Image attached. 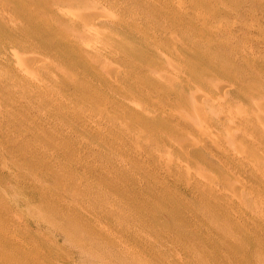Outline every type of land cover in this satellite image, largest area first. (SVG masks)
<instances>
[{
    "label": "rangeland",
    "instance_id": "obj_1",
    "mask_svg": "<svg viewBox=\"0 0 264 264\" xmlns=\"http://www.w3.org/2000/svg\"><path fill=\"white\" fill-rule=\"evenodd\" d=\"M12 35L0 264H264V0H0Z\"/></svg>",
    "mask_w": 264,
    "mask_h": 264
},
{
    "label": "bare ground",
    "instance_id": "obj_2",
    "mask_svg": "<svg viewBox=\"0 0 264 264\" xmlns=\"http://www.w3.org/2000/svg\"><path fill=\"white\" fill-rule=\"evenodd\" d=\"M101 18H103V17L99 16V17H97V18L94 17L93 19H89V18H88V19H82V20L79 21V29L81 30L82 34L84 33V35H85V36H83V37H85V38H87L88 36H89V38H90L91 36H92V37H97V36L95 35V33H92V30H93V28L96 27L97 25H100L99 22H102V21H103V20H101ZM78 19H79V18H78ZM80 19H81V18H80ZM76 20H77V19H76ZM104 21H105V20H104ZM93 31H94V30H93ZM94 32H96V31H94ZM97 33H98V32H97ZM97 33H96V34H97ZM97 35H98V34H97ZM86 36H87V37H86ZM97 38H98V37H97ZM97 38H96V39H97ZM94 39H95V38H94ZM96 39H95V40H96ZM95 40H92V38H90V41H91V42H93V41H95ZM14 41H15V37L12 35V36H9L4 42H0V45H9V46H10V44H11L12 42H14ZM16 41H17V40H16ZM96 41H97V40H96ZM67 43H68V42H67ZM98 49H99V48H98ZM98 49H97V51H98ZM103 49H104V48H103ZM95 50H96V48L94 49V51H95ZM104 50H105V49H104ZM108 51H110V50H108ZM95 54H96V55L100 54V50L98 51V53H95ZM108 61H109V60H108ZM229 65H231V64H229V63H227V62L224 63V65H223V69H222V70H223L225 73L223 72V75H226V73H228L229 70L231 69ZM229 68H230V69H229ZM235 69H236V68H234L233 70H235ZM233 70H232V71H233ZM227 71H228V72H227ZM236 71H237V69H236ZM238 73H239V72H238ZM238 73H237V75H238ZM240 73H241V72H240ZM227 75H228V74H227ZM240 75H241V74H240ZM240 75H239V77H240ZM241 77H242V76H241ZM227 78H228V77H227ZM242 78H243V77H242ZM230 79H232V78H230ZM235 79H236V77H235ZM232 80H233V79H232ZM240 80H241V78H240ZM73 81H74V80H73ZM71 82H72V80H71ZM226 83H227V82H226ZM215 84H216V83H215ZM233 84L235 85L236 82L233 83ZM234 85H233V86H234ZM236 85H237V84H236ZM231 86H232V85H231ZM226 87H227V85L224 84V83H223V84H219L218 87H217L218 90L216 89V91H217L218 93H221V91H222L224 88H226ZM234 87H236V86H234ZM237 87H238V86H237ZM238 88H239V87H238ZM242 88H243V87H242ZM242 88H239V89H242ZM236 89H237V88H236ZM236 89H235V90H236ZM239 89H238V90H239ZM253 90H254V89H253ZM233 91H234V89H233ZM243 91H244V90H243ZM243 91H242V92H243ZM213 92H214V91H213ZM247 92H248V91H247ZM235 93H236V91H235ZM240 93H241V92H240ZM208 94H212V95H213V93H208ZM237 94H238V92H237ZM247 94H248V93H247ZM247 94H244V93H243L245 99H242V100L240 99L241 103H242V102L246 103V102L243 101V100H248V99H247V97H248ZM233 95H234V94H233ZM240 95H242V93H241ZM206 96H207V95H206ZM208 96H209V95H208ZM221 96H222V95H221ZM221 96H220V97H221ZM234 96L236 97L237 95H234ZM216 97H217V96H216ZM220 97H219V98H220ZM222 97H224V96H222ZM237 97H238V96H237ZM242 97H243V96H242ZM226 98H229V97H226ZM230 98L233 99L232 96H231ZM230 98H229V99H230ZM238 98H240V97H238ZM238 98H237V99H238ZM212 99H213V96H212ZM212 99H211V101H212L211 104H216L217 102L213 103L214 101H213ZM222 99L224 100V98H222ZM222 99H221V100H222ZM232 99H231V100H232ZM237 99H236V100H237ZM208 100H209V98H208ZM221 100H219V101H221ZM234 100H235V99H233L232 101H234ZM193 101H195V100H193ZM205 101H206V100H205ZM238 101H239V100H238ZM238 101H237V102H238ZM240 101H239V102H240ZM190 102H191V100H190ZM195 102H196V101H195ZM197 102H198V101H197ZM201 102H203V101L201 100ZM208 102H209V101H208ZM223 102H225V101H223ZM223 102H222V104H223ZM247 102L249 103V101H247ZM192 103H193V102H192ZM192 103H191V105L193 106ZM209 103H210V102H209ZM209 103H207V105H208ZM218 103H219V102H218ZM218 103H217V104H218ZM244 103H243V104H244ZM248 103H247V104H248ZM205 104H206V102H205ZM222 104H221V105H222ZM243 104H242V105H243ZM191 105H190V106H191ZM232 105H233V104H232ZM235 105H238V104H234V107H236ZM192 106H191V107H192ZM195 106H196V105H195ZM238 106L240 107L241 104L238 105ZM243 106H244V105H243ZM197 107H202V106H197ZM197 107H196V110H197ZM230 107H231V106H230ZM232 107H233V106H232ZM253 107H255V106H253ZM193 108H194V106H193ZM218 108H219V107H218ZM237 108H238V107H237ZM241 108H242V107H241ZM255 108H257V107H255ZM190 109H192V108H190ZM219 109H220V108H219ZM231 109H232V108H231ZM233 109H234V108H233ZM233 109H232V112L234 111ZM259 109H260V108H259ZM259 109H258V110H259ZM262 109H263V108H262ZM194 110H195V109H194ZM200 110H201V108H200ZM200 110H199V112H201ZM258 110H257V111H258ZM192 111H193V110H192ZM204 111H205V110H204ZM255 111H256V110H255ZM259 111H261V110H259ZM259 111H258V112H259ZM263 111H264V109H263ZM199 112L197 111V113H199ZM207 112H208V111H207ZM238 112H239V110L237 111V113H236V111H235V113L238 114L237 117H239V119H241L242 117L239 116V115H240V112H239V113H238ZM203 113H204V112H203ZM219 113H220V112H219ZM219 113H217V114H219ZM222 113H223V112H222ZM225 113L227 114L226 111H225ZM229 113H230V112H229ZM250 113H252V115L249 114V116L251 117L250 119H252L253 121L255 120V123H253V124L250 123V124H252L253 129H255V130H257V131H260L261 121H262L263 118H264V112H263V113H262V112H261V113H254V115H253V111H251ZM183 114H184V113H183ZM194 114H196V112H195ZM211 114H212V113H211ZM230 114H232V113H230ZM230 114H229V115H230ZM236 114H235V115H236ZM197 115H199V114H197ZM200 115L203 116L204 114L202 115V114L200 113ZM213 115H214V114H212V117H213ZM223 115H224V114H223ZM233 115H234V114H233ZM201 116H200V118H202ZM209 116H211V115H209ZM227 116H228V115H225V117H223V120H224V118L226 119ZM246 116H247V115H246ZM200 118H198V120H199ZM203 118H204V117H203ZM213 118L215 119V121H218V122H221V121H222V119H218V118H217V115H216V117L214 116ZM246 118H247V117H246ZM228 119H229V120H228ZM228 119H227L226 121H228V122H229V125L232 126V125L234 124V121H235V120L233 119V117L228 118ZM235 119H236V117H235ZM237 119H238V118H237ZM261 119H262V120H261ZM201 120H202V119H201ZM201 120H200V121H201ZM247 120H249V118H247ZM200 121H199V122H200ZM197 122H198V121H196V123H197ZM202 122H203V121H202ZM208 122H209V121H208ZM218 122H217V123H218ZM262 122H264V121H262ZM203 123H204V122H203ZM206 123H207V122H206ZM209 123H210V122H209ZM209 123H208V124H209ZM199 124H200V123H199ZM212 124H213V123H212ZM223 124H224V123H223ZM213 125H214V124H213ZM213 125H211V126H213ZM218 125H219V124H218ZM198 127H199V126H198ZM203 127H204V126H202V125L200 124V128H199V129H200V132H202L201 134H203L204 136H206L207 139L212 138V137H210V138L208 137L210 134H208L207 132H205V128L203 129ZM196 128H197V127H196ZM201 128H202V129H201ZM213 128H214V126H213ZM199 129H198V133H200V132H199ZM206 129H207V128H206ZM220 129H221V128H220V125H219V129H218V130H220ZM229 129H230V128H229ZM196 130H197V129H196ZM215 130H216V129H215ZM234 130H235V129H234ZM261 130H262V129H261ZM207 131H208V129H207ZM223 131H224V129H223ZM225 131H226V130H225ZM229 131L231 132V130H229ZM232 131H233V130H232ZM204 132L207 133L208 135L205 134ZM218 133H219V132H218ZM226 133H227V132H226ZM228 133H229V132H228ZM219 135H220V134H219ZM226 135H227V134H226ZM220 136H221V135H220ZM227 136H229V135H227ZM225 137H226V136H225ZM213 138H214V137H213ZM221 138H223V136H222ZM212 140H213V139H212ZM215 140L219 142V140H217V139H215ZM216 141L214 142V144L216 143ZM211 143H212V142H211ZM216 144H217V143H216ZM217 146H218V145H217ZM217 146H216V147H217ZM225 162H226V161H225ZM225 164H226V163H225ZM225 164H224V165H225ZM229 164H230V163H229ZM229 164H228V165H229ZM226 165H227V164H226ZM259 170H260V169H259ZM259 170L257 169L258 172H260ZM263 170H264V169H263ZM261 171H262V169H261ZM254 174H255V173H254ZM258 176H263V177H264V173H259ZM259 178H260V177H259ZM205 179H206V178H205ZM263 180H264V178H263ZM263 180H261V181H263ZM197 182H198V181H197ZM201 182H202V180H201ZM201 182L199 181V183H201ZM204 182H206L205 185H208V184H209L207 181H204ZM263 182H264V181H263ZM196 184H197V183H196ZM238 184H240L239 181H238ZM197 185H198V184H197ZM199 186H200V185H199ZM201 187H202V186H201ZM263 188H264V183H263V187H262V189H263ZM139 198H140V197H139ZM128 199H129V198H128ZM130 199H131V198H130ZM130 199H129V200H130ZM257 199H258V198H257ZM125 200H126V199H125ZM135 200H136V199H135ZM146 200H147V199H146ZM150 200H151V199H150ZM258 200H259V199H258ZM113 201H114V200H113ZM139 201H141V200H139ZM259 201H260V200H259ZM261 201H263V200H261ZM126 202H127V201H126ZM143 202H144V201H142V203H143ZM146 202H148V201H146ZM151 202H152V201H151ZM151 202H149V203H151ZM263 202H264V201H263ZM116 203H117V201H116ZM253 203H254V201H253ZM255 203H256V202H255ZM119 204H122V202H121L120 200H119ZM123 204H124V201H123ZM123 204H122V205H123ZM125 204H129V203H125ZM138 204H139V203H138ZM154 204H155V202H154ZM158 204H159V203H156L155 205L159 206L160 204H159V205H158ZM231 204H233V201H231ZM147 205L152 206V204H147ZM147 205L144 203V205H142V207L144 206V208H147ZM140 206H141V205H140ZM150 206H148L149 209H151ZM160 208H161V206L159 207V209H160ZM162 208H163V207H162ZM162 208H161V209H162ZM153 210H155V209H153ZM157 210H158V209H156L155 212L159 214V212H158ZM162 210H163V209H162ZM160 211H161V210H160ZM257 211H258V210H257ZM161 212H162V211H161ZM156 213H153V215L156 214ZM162 214H163V213H162ZM164 214H166V212H165ZM160 215H161V214H160ZM212 215H213V214H212ZM253 215H254V214H253ZM139 216H140V215H139ZM157 216H159V215H157ZM258 216H259V215H258ZM183 217H184V216H183ZM211 217H213V216H211ZM157 218H159V217H157ZM168 218H169V219H168L167 221H169V222L171 223V225L179 223V221H178V219L176 218V216H174L173 214H170V212H169ZM184 218H185V217H184ZM252 218H253V217H252ZM258 218H259V217H258ZM187 219H188V218H187ZM259 219H260V218H259ZM213 220H216V219L214 218ZM169 222H168V223H169ZM175 228H176V227H175ZM234 259H235V258H234ZM211 261H212V260H211ZM200 262H201V261H200ZM213 264H214V263H213Z\"/></svg>",
    "mask_w": 264,
    "mask_h": 264
}]
</instances>
